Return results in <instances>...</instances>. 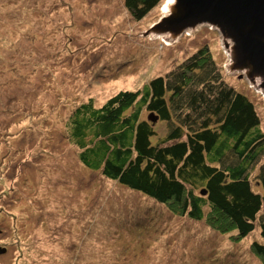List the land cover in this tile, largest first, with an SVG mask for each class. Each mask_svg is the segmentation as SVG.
<instances>
[{
	"label": "rangeland",
	"instance_id": "rangeland-1",
	"mask_svg": "<svg viewBox=\"0 0 264 264\" xmlns=\"http://www.w3.org/2000/svg\"><path fill=\"white\" fill-rule=\"evenodd\" d=\"M166 1L141 21L124 0H12L0 12V264H263L258 224L243 240L222 235L87 171L68 136L77 105L140 88L206 45L264 130V96L229 70L215 29L177 43L148 34Z\"/></svg>",
	"mask_w": 264,
	"mask_h": 264
},
{
	"label": "trees",
	"instance_id": "trees-1",
	"mask_svg": "<svg viewBox=\"0 0 264 264\" xmlns=\"http://www.w3.org/2000/svg\"><path fill=\"white\" fill-rule=\"evenodd\" d=\"M164 1L124 4L141 21ZM13 3L0 0V12ZM4 53L0 66L9 63ZM221 70L211 47L203 46L140 88L103 105L93 99L77 105L65 127L87 171L222 235L236 232L235 241L258 224L262 242L251 251L264 260L263 119L256 102Z\"/></svg>",
	"mask_w": 264,
	"mask_h": 264
},
{
	"label": "water",
	"instance_id": "water-1",
	"mask_svg": "<svg viewBox=\"0 0 264 264\" xmlns=\"http://www.w3.org/2000/svg\"><path fill=\"white\" fill-rule=\"evenodd\" d=\"M201 25L221 35L229 70L242 73L240 79L264 96V0H175L148 34L177 43Z\"/></svg>",
	"mask_w": 264,
	"mask_h": 264
},
{
	"label": "bare ground",
	"instance_id": "bare-ground-1",
	"mask_svg": "<svg viewBox=\"0 0 264 264\" xmlns=\"http://www.w3.org/2000/svg\"><path fill=\"white\" fill-rule=\"evenodd\" d=\"M175 0H167L164 5H163V9H164V14L165 16H167V14H169L170 12V6L174 3Z\"/></svg>",
	"mask_w": 264,
	"mask_h": 264
}]
</instances>
